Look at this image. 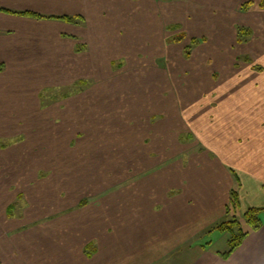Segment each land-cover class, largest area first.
<instances>
[{"label": "crops", "instance_id": "obj_1", "mask_svg": "<svg viewBox=\"0 0 264 264\" xmlns=\"http://www.w3.org/2000/svg\"><path fill=\"white\" fill-rule=\"evenodd\" d=\"M106 15H114V0H0V264H264V212L255 228H242L236 245L232 227H215L228 216L232 171L243 213L264 207L263 72L238 74L243 82L225 94L238 106H232L238 132L213 147L224 164L208 156L202 168L169 174L142 168L140 161L156 163L145 152L112 156L95 148L87 156L90 169L78 162L72 167L79 154L62 164L56 157L52 146L65 138H76L83 149L103 138L87 132L103 124L86 123L84 92L74 95L72 110L63 100L68 94L42 90L69 83L72 73L77 80L95 76L114 53H104L113 36L104 47L97 35ZM40 129L53 142L45 153L37 147ZM127 138L118 141L135 144V135ZM133 155L139 163L127 164ZM106 161H114V184L100 179L113 173L103 169ZM39 168L47 172L45 182Z\"/></svg>", "mask_w": 264, "mask_h": 264}, {"label": "rangeland", "instance_id": "obj_2", "mask_svg": "<svg viewBox=\"0 0 264 264\" xmlns=\"http://www.w3.org/2000/svg\"><path fill=\"white\" fill-rule=\"evenodd\" d=\"M246 1L114 0V15L102 18V30L97 33L104 37V47L112 46L113 36V46L104 51H114L112 56L96 66L95 76L77 80L78 75L72 73L75 80L56 82L42 90L44 95L68 94L63 100L72 110L79 99L74 95L84 92L80 104L88 108L86 123L103 124L101 128L87 129L103 134L101 142L94 140L91 147L83 149L76 138H65L61 144L53 145L61 164L68 155L79 154L80 159L74 157L72 167L78 162L93 168L87 156L94 154L95 148L112 156L117 152L150 153L156 163L148 166L147 161H140L145 165L142 168L159 167L169 174L182 167L202 168L208 156L224 164L213 147L236 138L238 132L233 118L236 113L232 114V106L236 110L238 106L230 103L225 94L243 82L238 74L264 73V7H260V0H253V5L243 8ZM244 83L248 89H255L249 81ZM68 113L67 110L63 116ZM38 131V151L45 153L53 142L44 130ZM128 135H135V144L118 141L126 142ZM125 157H120L118 165L125 163ZM106 162L103 169L113 173L103 172L100 179L104 185L114 184V161ZM138 163L135 158L127 164ZM231 173L235 180L233 191L237 192L240 182L235 172ZM47 177V172L39 168L38 178L45 182ZM237 202L236 195L227 207L226 219L215 225L220 229L232 227L234 240L242 234V228L249 226V222L243 223L245 203L239 208Z\"/></svg>", "mask_w": 264, "mask_h": 264}, {"label": "trees", "instance_id": "obj_3", "mask_svg": "<svg viewBox=\"0 0 264 264\" xmlns=\"http://www.w3.org/2000/svg\"><path fill=\"white\" fill-rule=\"evenodd\" d=\"M251 5H253V0H248V1L244 2L242 7L245 8L246 6H251ZM259 5H260V7H264V0H260ZM62 18H64L65 20H72L71 18H69L67 16L62 17ZM232 195H233L232 196L233 199H236V192L232 191ZM260 211H264V207H250L245 212V217H246L247 221L254 228L260 222V219L258 217ZM244 234H245V232H242V234L240 235V237H239V239L237 241L236 240H232V245H236L240 241V238Z\"/></svg>", "mask_w": 264, "mask_h": 264}]
</instances>
